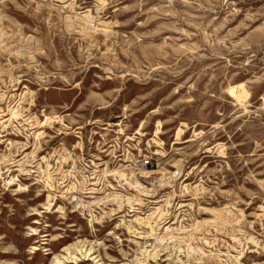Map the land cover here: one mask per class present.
<instances>
[{
  "label": "rangeland",
  "instance_id": "rangeland-1",
  "mask_svg": "<svg viewBox=\"0 0 264 264\" xmlns=\"http://www.w3.org/2000/svg\"><path fill=\"white\" fill-rule=\"evenodd\" d=\"M124 107L183 175L151 205L101 156L72 202L56 116ZM0 264H264V0H0Z\"/></svg>",
  "mask_w": 264,
  "mask_h": 264
},
{
  "label": "built area",
  "instance_id": "built-area-1",
  "mask_svg": "<svg viewBox=\"0 0 264 264\" xmlns=\"http://www.w3.org/2000/svg\"><path fill=\"white\" fill-rule=\"evenodd\" d=\"M102 109H104L102 108V106L96 108V110H102ZM62 116L65 117V120L70 123L68 126H70L71 129L68 130L62 129L61 124H58L57 121H54V123L60 125L63 133H65L66 135H72L75 138V140L76 138H83V147H84V154L82 155L83 175H74V162H75L74 157H75L76 142L69 144V142L65 141V143L59 147L58 155L61 157L62 162L63 161L66 162L65 164L67 166L65 167V165H61V171L63 172V176L65 177L62 180V184L65 183L64 185L66 186L70 182H73L68 178L66 179V177L73 178L74 176H80L77 179H74L75 182L74 184L76 185V187H78L77 190H83V195H85L83 196V198L92 196V194H87V192L92 190L93 187L97 188L95 186L96 183L93 182L92 179L96 178V174L99 172V170L94 169L93 167L98 166V164L94 160L101 159V156L108 157L111 160L112 164L114 165L115 170L113 172L108 173L107 176L114 177V180L118 182L117 184L118 188H123L122 185L123 186L127 185L126 189L135 190V188H137L140 191L141 187L144 186L146 188L151 189L150 194L158 193L157 195L160 198H162L163 195L160 196L159 191H163L164 186L165 187L170 186V181L172 180L173 177H179L183 175V167L181 168L180 166L179 171L178 170H173V171L168 170L166 172L161 171L160 172L161 174L158 176L152 175L149 178H141V181L143 183L137 180L136 170L143 169L149 166H158V167L160 166V161H161L160 158L162 156V152L160 149L162 147V132H163V124L160 123L161 121H157L155 123L153 131L150 132L149 134L146 131V129L143 127V125L145 124V119L138 122V128L136 129L134 128L135 127L134 123L131 122L130 119L131 114L129 110L126 109V107H124L121 114L114 115L110 117V119L108 120L102 117L95 116L94 112L90 117L87 118L80 116L79 114L72 115L71 113H67L66 115H62ZM27 131L28 130L26 131L24 130V132ZM177 141L178 140H176V142ZM130 145H137V147H139V156L137 157L129 156ZM87 147H96L97 158H89L87 154ZM152 147H154L155 149L153 150ZM67 160H69V162L72 163H67ZM194 168H198V166L193 167V170H197ZM199 171L201 172L203 171V169H200ZM186 180L187 177L184 179V181ZM132 181L134 182V184H136V181H138L140 186L130 187L128 183L130 182L131 184H133ZM91 183H95V184L92 185ZM66 188L67 187H65V189ZM118 188L115 186V189L113 190H117ZM142 194L144 193L141 191L138 193V195L148 197ZM114 196L118 197L119 195H114ZM94 198H98V197L96 196ZM94 198H87V199H94ZM138 198L142 199L143 202L142 205H137L140 207L137 208H139L140 211L147 213L149 209L145 211V208L148 205V203L144 202V198L140 196ZM79 199L81 202H86L82 200L81 197L80 198L76 197V192H74V200L72 202L76 201L79 203ZM148 199H152L150 200V203L151 205H153L152 201L154 200V198L149 197ZM181 203L182 202L180 200V204ZM131 213L135 214V212H131Z\"/></svg>",
  "mask_w": 264,
  "mask_h": 264
},
{
  "label": "bare ground",
  "instance_id": "bare-ground-1",
  "mask_svg": "<svg viewBox=\"0 0 264 264\" xmlns=\"http://www.w3.org/2000/svg\"><path fill=\"white\" fill-rule=\"evenodd\" d=\"M66 0H63V2H65ZM86 16H89V14L88 15H86ZM228 91L230 92V94L232 95V96H234V97H236L237 98V100L238 101H243V100H245L246 98H247V96L248 95H250V92L246 89V87L243 85V84H238V85H234V86H230L229 87V89H228ZM246 101V100H245ZM15 109V108H14ZM13 111V110H12ZM17 111V110H16ZM14 112V114H12V115H14V116H16L18 113L17 112ZM12 113V112H11ZM6 116V115H5ZM56 117H58V118H62L63 116H56ZM51 118V117H50ZM11 120V119H10ZM51 120V119H50ZM49 120V121H50ZM6 121V120H5ZM9 121V120H8ZM4 122V121H3ZM51 122V121H50ZM49 122V123H50ZM47 122H45V124H46ZM79 139H81V138H79ZM82 141V140H81ZM80 141V142H81ZM63 143V142H62ZM82 145V144H81ZM79 146V145H78ZM136 148V147H135ZM87 151H91L90 153H88L87 152V154H88V156H89V158H97V149H96V147H87ZM134 149H133V147L130 145V149H129V156L130 157H137V156H139V154H137V155H135L134 154ZM84 154V148L82 147V148H79L78 149V153L76 152V149H75V157L79 160V159H82L83 160V155ZM76 161V160H75ZM82 163H83V161H81L80 163H79V166L74 162V175H83V165H82ZM156 166H149V167H146V168H143V169H138V170H136V177L138 178H149V177H151L152 175H154L153 173L154 172H156V168H155ZM67 171H69V170H67ZM72 184H73V190H70V188H68L67 189V191H74V192H76V197H79V195H83V190H79V192H78V190H77V188L78 187H76V185L74 184L75 182H71ZM92 185H94L95 183H91ZM129 185H130V187L131 186H140V184H139V182L138 181H136V184H131L130 182L128 183ZM67 186V185H66ZM110 188H112V189H115V186H111ZM137 189V188H136ZM138 191H139V189H138ZM140 191L141 192H143L144 194H142V195H147V194H149L150 195V193L148 192V191H151V189H149V188H146V187H141V189H140ZM139 191V192H140ZM74 192L69 196V198H72V200H74ZM147 192V193H146ZM102 192L99 190V188H95V187H93L92 188V190H90L89 192H87V194H92V196H90V197H87V198H94V197H96L97 196V194H101ZM158 194V193H157ZM156 193H154V196L153 197H155L154 198V200L152 201L153 203H157L158 201H160L158 198L156 199V196L158 197V195H157ZM81 197V196H80ZM83 197V196H82ZM152 197V196H151ZM138 200H139V202H137L138 203V205H142V199H140V198H137ZM154 205V204H153ZM139 207V206H138ZM140 208V207H139ZM137 209V210H139L140 211V209ZM53 211V210H52ZM142 212V211H141ZM94 254V253H93ZM91 257V256H90Z\"/></svg>",
  "mask_w": 264,
  "mask_h": 264
}]
</instances>
